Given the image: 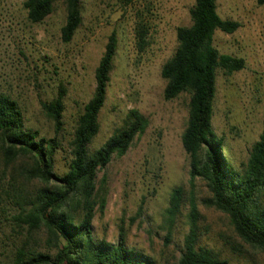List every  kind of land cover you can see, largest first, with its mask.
<instances>
[{"label":"rangeland","instance_id":"rangeland-1","mask_svg":"<svg viewBox=\"0 0 264 264\" xmlns=\"http://www.w3.org/2000/svg\"><path fill=\"white\" fill-rule=\"evenodd\" d=\"M24 1L0 0V93L18 102L27 127L49 138L54 136L53 123L41 102L51 101L59 87L65 88L63 125L54 154L56 174L67 171L73 132L92 96L95 68L112 32L117 48L106 99L98 114L99 130L88 144L89 154L127 124L131 109H137L146 121L127 151L112 155L97 172V189L104 202L101 208L97 197L94 205V238L115 243L122 228L129 248L149 256L154 264H176L187 231L188 199L193 198L199 211L196 246L212 249L230 264H264V250L242 241L229 216L206 202L210 193L205 183L189 179V158L181 145L189 93L184 91L169 100L163 96L166 82L161 67L178 45L176 28L191 23L194 1L81 0V22L69 42L60 37L66 14L64 0H58L40 23L27 19ZM217 11L223 19L239 22V27L229 34L216 30L213 44L220 53L242 58L244 67L231 74L217 72L212 127L222 138L229 162L241 171L261 131L264 4L217 0ZM139 25L146 29L143 49L137 45ZM4 168L0 161V264H9L21 246L55 254L56 248L43 231L30 233L14 217L19 211L15 194L33 193L44 184L23 180L18 164L15 169ZM176 187L183 189L184 201L166 241L164 216Z\"/></svg>","mask_w":264,"mask_h":264},{"label":"trees","instance_id":"trees-1","mask_svg":"<svg viewBox=\"0 0 264 264\" xmlns=\"http://www.w3.org/2000/svg\"><path fill=\"white\" fill-rule=\"evenodd\" d=\"M57 1L25 0L27 19L31 23L42 22ZM193 1L191 23L176 28L178 45L161 67L160 75L166 82L163 96L169 100L184 91L189 93L181 145L189 158L190 181L201 179L210 193L206 202L229 216L242 241L264 250V105L260 134L239 171L224 154L222 138L212 127L217 72L231 74L244 67L242 58L217 50L213 34L216 30L232 33L239 22L220 16L217 0ZM256 2L264 4V0ZM64 4L66 14L60 37L63 42H69L81 22V0H64ZM135 32L137 45L143 49L147 44L146 29L139 25ZM116 48L117 38L112 32L95 68L92 96L78 117L71 140V158L63 175L54 170V154L59 147L57 134L63 125L65 88L59 87L51 101L41 102L43 112L53 123L54 136L49 138L27 127L18 102L9 94L0 93V161L4 169H15L18 164V175L23 180L44 184L33 193L15 194L14 201L19 206L15 220L30 233L43 231L56 248L52 255L21 246L9 264H154L149 256L127 246L122 228L115 243L97 240L92 235L97 197L101 208L104 202L97 189V172L110 162L112 155L125 153L146 125L139 111L131 109L127 124L93 153L88 152V144L99 130L98 114L106 99ZM9 186L12 190V182ZM183 201V189L174 188L164 216L166 241ZM188 204L187 231L176 264H230L212 249L196 246L199 211L193 198L188 199Z\"/></svg>","mask_w":264,"mask_h":264}]
</instances>
